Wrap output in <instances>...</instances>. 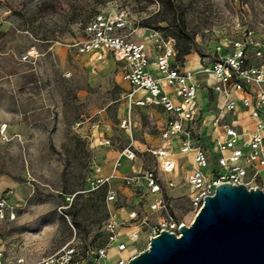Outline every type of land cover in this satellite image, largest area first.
Instances as JSON below:
<instances>
[{"label": "rangeland", "instance_id": "1", "mask_svg": "<svg viewBox=\"0 0 264 264\" xmlns=\"http://www.w3.org/2000/svg\"><path fill=\"white\" fill-rule=\"evenodd\" d=\"M119 12L128 15L125 33L136 41L173 38L183 67L193 58L201 67L222 42L230 49L247 44L250 63L264 66L255 57L257 45L264 47V0H0V182L11 184L0 199L16 207L14 220L0 222V264H42L72 249L78 260H91L107 245L111 216L127 249L112 247L98 264H119L149 247V226L159 218L190 226L198 213L191 156L175 159L179 144L172 143L175 168L165 172L158 155L169 147L163 116L134 106L133 126L124 128L131 87L121 66L92 62L74 47L97 15ZM197 75L213 99L200 104L211 110L214 77ZM127 149L136 160L123 156ZM149 173L162 187L159 210ZM110 189L116 201H108ZM133 212L148 217L135 244L128 240L138 226Z\"/></svg>", "mask_w": 264, "mask_h": 264}, {"label": "built area", "instance_id": "2", "mask_svg": "<svg viewBox=\"0 0 264 264\" xmlns=\"http://www.w3.org/2000/svg\"><path fill=\"white\" fill-rule=\"evenodd\" d=\"M128 27L125 12L115 16L99 14L83 28L82 38L74 44L78 53L92 62L110 59L121 66L123 77L131 87L127 95L130 111L122 119L123 127L133 126L134 106L163 116L161 138L169 147H164L158 155L166 157L175 142L186 160L191 156L193 166L188 181L193 191L191 204L198 212L205 199L226 183L264 192V66L250 63L247 44L233 43L230 49L229 44L219 43L215 57L201 60L202 72L214 77L210 88L217 102L211 110L204 111L199 94L202 84L196 73L186 71L176 61L174 39L163 41L158 37L154 43L136 41L125 33ZM255 57L264 60V47L259 44ZM138 91L144 95L136 99ZM211 97L207 98L208 102L213 100ZM245 118L250 121L248 125L243 123ZM123 156L137 159L135 150L127 149ZM174 168V160H165V172ZM146 180L151 193L159 195L153 204V209L159 210L164 206L161 184L154 173H149ZM107 198L116 201L117 195L110 189ZM15 211L14 205L0 199V222L14 220ZM130 220L138 221V226L128 235V240L135 244L141 239L142 227L148 226V217L133 212ZM182 225L172 218H159L155 225L149 226V242L164 231L180 236ZM120 226L114 216L108 219L107 245L91 260H78L72 249L42 264H98L108 257L112 247L124 252L127 245L119 233ZM129 261L121 260L119 264ZM14 264L25 261L18 259Z\"/></svg>", "mask_w": 264, "mask_h": 264}, {"label": "water", "instance_id": "3", "mask_svg": "<svg viewBox=\"0 0 264 264\" xmlns=\"http://www.w3.org/2000/svg\"><path fill=\"white\" fill-rule=\"evenodd\" d=\"M128 264H264V192L219 186L180 236L162 232Z\"/></svg>", "mask_w": 264, "mask_h": 264}, {"label": "crops", "instance_id": "4", "mask_svg": "<svg viewBox=\"0 0 264 264\" xmlns=\"http://www.w3.org/2000/svg\"><path fill=\"white\" fill-rule=\"evenodd\" d=\"M187 66V65H186ZM184 69L186 70V71H192V72H195L196 73V75L198 74V73H201L202 72V69H201V67L199 66V64L196 62V59L195 58H193V62H191V64L190 65H188L187 67H184ZM197 78H198V80L201 82V84L202 83H205L206 81H204V79H199V77H198V75H197ZM210 81L212 80L211 78L209 79ZM208 80V81H209ZM214 81V80H213ZM214 83V82H213ZM212 83V84H213ZM200 101L201 100H204V105H208L209 106V104L211 105V101L210 102H208V100H207V98L209 97V96H211L210 95V90H203V88L200 90ZM144 95V92H140V93H137L136 95H135V98L136 99H139V98H141L142 96ZM147 109V108H146ZM148 110H150V109H148ZM150 111H152V110H150ZM153 113H155L154 111H152ZM156 114V113H155ZM245 119H247V118H245ZM245 119L243 120V123L244 124H246L245 123ZM248 121H249V119H247ZM250 122V121H249ZM171 154H168L166 157H164L163 159L164 160H168V159H172L171 157L172 156H170ZM176 156H175V159H177V160H179V159H182V158H185V157H183L180 153L178 154V153H176L175 154ZM174 159V160H175ZM109 168V170L107 171V172H109V171H111V167H108ZM170 172V171H169ZM1 185H3V187L1 188ZM11 184H9V183H6V181H1L0 182V191L1 190H3L4 188H8L9 186H10Z\"/></svg>", "mask_w": 264, "mask_h": 264}, {"label": "bare ground", "instance_id": "5", "mask_svg": "<svg viewBox=\"0 0 264 264\" xmlns=\"http://www.w3.org/2000/svg\"><path fill=\"white\" fill-rule=\"evenodd\" d=\"M202 69V68H201ZM190 72H192V71H190ZM192 73H195V72H192ZM140 92H142V91H138V93H140ZM178 149V148H177ZM178 154L180 153L179 152V149H178V152H177ZM116 248V247H115ZM117 249V248H116ZM118 250V249H117ZM119 251V250H118ZM120 252V251H119Z\"/></svg>", "mask_w": 264, "mask_h": 264}]
</instances>
